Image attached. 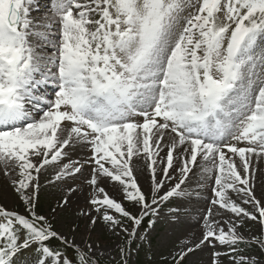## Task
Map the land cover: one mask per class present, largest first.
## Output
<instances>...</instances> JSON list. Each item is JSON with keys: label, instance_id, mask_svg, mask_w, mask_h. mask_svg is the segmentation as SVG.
<instances>
[{"label": "snow or ice", "instance_id": "snow-or-ice-1", "mask_svg": "<svg viewBox=\"0 0 264 264\" xmlns=\"http://www.w3.org/2000/svg\"><path fill=\"white\" fill-rule=\"evenodd\" d=\"M36 3L0 0V171L19 177L11 182L27 211L0 206V264H15L17 254L32 246L35 264H101L91 244L81 248L35 211L41 170L76 148L87 155L64 164L55 179L92 166L91 207L80 212L92 226L98 217L113 228L121 225L109 210L134 226L155 216L154 205L184 194L181 185L199 157L213 166L203 173H219L212 203L241 223L250 219L264 227V203L250 174L251 157L264 158V0H51L44 16L34 17ZM48 84L56 89L52 98L42 92ZM229 137L237 143H227ZM241 142L246 146H237ZM164 148L163 176L172 179L176 153L181 178L160 195L165 180L156 178V157ZM141 154L150 161V202L133 175L132 159ZM104 179L139 205V216L109 196L100 186ZM229 189L247 197L243 202L254 211L232 201ZM67 203L65 197L57 207ZM218 223L206 219L202 238L182 249L180 259L214 241L232 252L253 241L264 249V232L246 238L237 223L228 231ZM134 235L135 227L129 238ZM52 239L74 256L49 247ZM220 256L213 253V264ZM233 261L260 264L243 255Z\"/></svg>", "mask_w": 264, "mask_h": 264}, {"label": "rangeland", "instance_id": "rangeland-1", "mask_svg": "<svg viewBox=\"0 0 264 264\" xmlns=\"http://www.w3.org/2000/svg\"><path fill=\"white\" fill-rule=\"evenodd\" d=\"M50 3L51 0H47L46 4L49 7ZM49 7L45 8L46 12ZM46 12H38L34 16L42 17ZM48 85L54 86L52 84ZM49 93H54L52 88ZM45 94L47 95V93ZM232 143L237 142L232 141ZM237 146L246 145L238 144ZM225 151L227 152V149ZM227 154L232 156L231 153ZM86 155L79 148L69 149L67 157L42 169L39 175L40 187L35 197V209L38 204L43 206V215L48 218L49 222H54L53 230L68 237L81 248L86 244H91L97 250V255L101 259L122 262L123 257H125L127 264H213V253L215 252L221 253L219 264H234L233 257L238 258L239 255L255 258L260 264H264V249L254 241L251 242L254 243L253 247L245 249L237 255L231 254L232 251L229 246L220 245L214 241L215 246H202L200 249L184 256L183 260L180 259L179 254L182 249L191 247L192 244L198 243L202 238L205 232L206 219L214 217L219 222L218 227H222L225 231H228L231 224L235 222L239 225L237 232L246 238L259 236L264 232V227L260 223L250 219H244L241 223L235 214L212 203V200L215 199L213 191L216 187L215 176L219 174L218 170L215 169L207 172L208 178L211 179L204 186H209L208 191H201L196 194L195 181L191 180L190 185L183 189V195L171 197L167 201L159 203L158 206L154 205L153 207H157V214L152 217V220H154L153 225L146 231L142 230L141 225L134 226L132 221L122 217L115 210H109L110 214L120 219L121 225L113 228L98 217L97 223L92 226L90 219L80 214L81 210H88L91 207L89 200L92 198L93 191L88 186L87 180L90 178L92 166L86 165L80 174L66 176L61 180L55 179L57 172L64 164L71 163V160L82 161ZM198 160L201 159L198 157ZM234 160L237 170H241L240 158L236 156ZM263 164V160L257 161L255 157L252 164L254 169L250 170L252 180L260 187L259 190L252 183L254 185L253 192L262 203H264V180L261 178L262 174L264 175V168L261 167ZM138 165H140V160L134 156L132 167L136 179L137 173L140 172ZM208 165L210 167L202 166L201 168L213 169L211 164ZM241 175H244L242 171ZM18 178L15 173L5 175L3 171H0V206H3L6 210L27 215L25 204L11 182L13 179ZM180 178L181 174H178L175 177L173 175L170 180H165L164 187L159 194L163 195L164 192L179 182ZM137 183L150 202L153 183L151 186L149 183H143V181L137 180ZM100 186L105 188L109 196L122 203L126 210L135 216L140 215L139 205L125 198L118 183L104 179L101 181ZM73 188L76 191L70 193L69 189ZM227 194L232 201L240 204L241 207H245L249 212L254 211L251 204L243 202L247 197L233 189H229ZM65 197H67L68 203L63 208L57 207L58 202ZM53 208L56 209L55 212L52 211ZM209 209H211L212 217H208ZM91 215L97 216V213L93 211ZM134 227L136 235L129 238V233L132 232ZM123 228H127L128 232L123 231ZM73 229L75 230L73 231ZM31 249L24 251L23 255L15 261V264H35L37 253L35 250L32 252ZM121 249H126L128 255H123ZM177 257H179L177 261H172Z\"/></svg>", "mask_w": 264, "mask_h": 264}, {"label": "bare ground", "instance_id": "bare-ground-1", "mask_svg": "<svg viewBox=\"0 0 264 264\" xmlns=\"http://www.w3.org/2000/svg\"><path fill=\"white\" fill-rule=\"evenodd\" d=\"M165 152H167V148H164ZM264 162V161H263ZM262 169L264 168V164L261 166ZM264 173V172H263ZM261 178L264 180V175L262 174ZM254 185H256V187H258V189L260 190L259 185H257L256 183H254V181H252ZM143 183H144V178H143ZM202 188V186H201Z\"/></svg>", "mask_w": 264, "mask_h": 264}]
</instances>
